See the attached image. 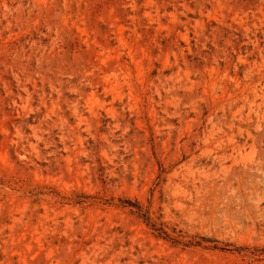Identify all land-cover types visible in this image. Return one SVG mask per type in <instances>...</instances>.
<instances>
[{"label":"rangeland","instance_id":"obj_1","mask_svg":"<svg viewBox=\"0 0 264 264\" xmlns=\"http://www.w3.org/2000/svg\"><path fill=\"white\" fill-rule=\"evenodd\" d=\"M0 264H264V0H0Z\"/></svg>","mask_w":264,"mask_h":264}]
</instances>
